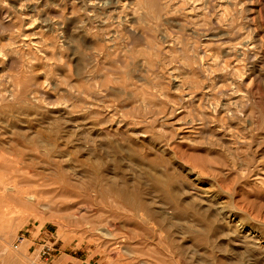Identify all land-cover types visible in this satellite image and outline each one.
<instances>
[{
    "label": "clouds",
    "instance_id": "1",
    "mask_svg": "<svg viewBox=\"0 0 264 264\" xmlns=\"http://www.w3.org/2000/svg\"><path fill=\"white\" fill-rule=\"evenodd\" d=\"M254 5L0 0V264H264Z\"/></svg>",
    "mask_w": 264,
    "mask_h": 264
},
{
    "label": "rangeland",
    "instance_id": "2",
    "mask_svg": "<svg viewBox=\"0 0 264 264\" xmlns=\"http://www.w3.org/2000/svg\"><path fill=\"white\" fill-rule=\"evenodd\" d=\"M261 4H264V0H261ZM254 12L262 17H264V9L261 8V5H254ZM261 25H264V19L260 20ZM261 33H264V27L259 30ZM175 151H178L181 156H184L186 153L180 145L174 146ZM189 161L195 159L194 154L188 153ZM257 156L261 161H264V148H260L257 152ZM259 176H264V163L260 164ZM237 207L241 212L250 215L254 220L264 221V197H258L255 195L250 196H241L237 201ZM117 223H120L117 221ZM131 221L122 223V228L128 229ZM49 230L53 231L52 226H48ZM249 231L252 230V226H249ZM95 252V245H86L79 249L67 248L65 249V255L63 257L64 264H97L99 256L89 255V251Z\"/></svg>",
    "mask_w": 264,
    "mask_h": 264
}]
</instances>
